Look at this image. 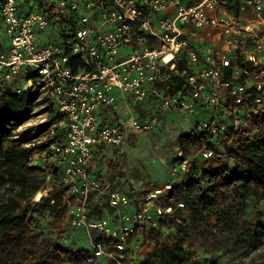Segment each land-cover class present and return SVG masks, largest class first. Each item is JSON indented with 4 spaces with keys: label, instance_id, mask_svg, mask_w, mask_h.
<instances>
[{
    "label": "built area",
    "instance_id": "built-area-1",
    "mask_svg": "<svg viewBox=\"0 0 264 264\" xmlns=\"http://www.w3.org/2000/svg\"><path fill=\"white\" fill-rule=\"evenodd\" d=\"M248 11L264 12V0H0V88L42 91L59 115L27 162L47 187H65L71 227L107 237L92 243L95 255L119 264L108 240H118L121 254L135 230L158 229L157 219L172 212L158 205L162 189L132 197L92 176L98 146L121 147L128 131L148 132L172 110L208 112L199 124L208 140L227 128L220 112L240 130L264 113V25L244 17ZM177 77L184 83L174 92ZM119 103L131 104L125 122L104 114ZM96 195L106 198L116 228L108 211L91 215Z\"/></svg>",
    "mask_w": 264,
    "mask_h": 264
},
{
    "label": "trees",
    "instance_id": "trees-1",
    "mask_svg": "<svg viewBox=\"0 0 264 264\" xmlns=\"http://www.w3.org/2000/svg\"><path fill=\"white\" fill-rule=\"evenodd\" d=\"M64 23L65 20L58 21L54 32L62 35ZM238 65L249 71L253 69L239 61ZM180 69L183 71L184 67L180 66ZM0 89V186L6 179L20 189L15 197L0 202V264H86L90 251L74 250L60 242L66 228L67 204L61 202L65 187L54 185L39 200L32 201L43 181L41 171L27 162L36 148L19 147L32 139L29 137L31 132H21L18 138L9 142L5 138L7 133L29 119L38 90L18 93L11 91L8 85ZM226 105L230 108L231 101ZM56 115L51 117V122L58 120ZM220 121L227 128L213 139L208 140L206 134L198 130L179 136L180 156L174 162L186 160L187 170L182 173L180 186L173 184L172 178L162 187L169 188L172 196L184 195L193 199L191 218L198 236L208 237V240L215 233L225 236L223 251L229 255L244 250L256 253L260 247L264 248V113L252 116L243 130L231 126L226 113L220 115ZM217 146L223 152H218ZM108 147H97L91 164L92 176H101L102 162L109 155ZM202 147L214 156L191 155L193 150ZM104 168L102 178L120 169L114 159L105 162ZM172 207L169 215L157 219L158 232L153 238H147L142 228L135 230L143 241H148L150 250L132 264H221L219 257L210 255L209 250L206 251L208 254L199 256L186 248L188 233L179 222L181 211L175 205ZM45 211L53 218L49 231L39 229L35 224ZM98 211L102 214V209ZM131 239L132 236L126 242L124 253L129 250ZM97 241L106 240L99 237ZM107 242L116 249L117 239ZM101 264L111 262L102 258Z\"/></svg>",
    "mask_w": 264,
    "mask_h": 264
},
{
    "label": "rangeland",
    "instance_id": "rangeland-1",
    "mask_svg": "<svg viewBox=\"0 0 264 264\" xmlns=\"http://www.w3.org/2000/svg\"><path fill=\"white\" fill-rule=\"evenodd\" d=\"M23 11H27L25 7H22ZM247 19H257L260 17L264 18V12L260 13L258 16L252 14L251 12H246L243 15ZM260 16V17H259ZM20 80H17L19 84ZM241 81V79H240ZM174 84H170L172 90L177 91L183 88V80L180 78H173ZM12 91L14 85L8 86ZM264 90V89H263ZM2 90L0 89V92ZM173 92V91H172ZM254 92V90H252ZM262 93V92H261ZM113 94L119 98V91L117 89L113 90ZM45 95L42 91H37L36 100L33 103V112L31 113L29 119L19 126L16 130L7 133L6 140L9 142L19 137V134L24 131H30L32 139L27 143H22L19 145L20 148H36L38 146L37 141H41L46 136V130L51 122V117L56 115L55 108L51 105V102L45 99ZM224 101L225 106L228 102ZM118 105V104H117ZM129 106V107H128ZM131 104H122L117 108L113 116L115 120L121 122L127 121L129 118ZM117 107V106H116ZM134 111L133 118L139 119L141 117L142 111L136 108ZM208 113V112H207ZM206 111L201 108H197L194 112H183L172 110L165 113H159L156 124L148 132L134 133L128 131L124 144L121 147H108V154L102 162L105 167V162L110 159H114V164L120 167L119 171L109 174L107 178L103 180L110 183L111 187L122 192L130 194L132 197L141 198L144 194L152 192L156 189H162L163 195L159 198L158 205L160 206H173L175 205L181 211V219L179 222L182 226H185V230L188 233L186 237V248L197 255L205 254L209 250V254L213 256H218L221 264H264V248L260 247L256 253L250 254L247 250L241 251L239 253H228L224 252L225 240L227 239L223 235L215 233V235L208 237H200L194 230V225L191 218V204L192 198L189 196H172L169 188L164 189L162 184L167 181L174 180L173 184L180 186L182 184L183 175L179 171V163H175L174 159L180 156V149L178 148V138L183 134H189L195 130L200 131L199 124L202 119L206 116ZM223 113L220 112V115ZM59 119V115H56ZM223 116L221 117V119ZM35 144V145H34ZM218 152H223L222 148L217 146ZM192 156H204L205 158L213 157L209 149L202 147L191 152ZM4 182V183H3ZM0 186V202L15 197L20 191L17 186L10 184L4 179ZM51 190L50 187L43 184L41 181V190L36 192L32 196V201H37L43 195ZM69 196L66 193L62 195V203L67 204V216L65 219L66 228L61 234V243L71 249H83L90 251L89 256L86 258V264H101L102 258H105L111 264H118L115 260L108 257L97 256L94 253L92 247L93 242H105L97 241L99 237H105L104 234L97 231H92L87 234L83 229L73 228L69 224V208L70 202ZM93 217H101L109 212L110 218L112 220V225L117 227V220L114 218L112 211L107 206V200L105 197L94 196L91 202ZM173 208V207H172ZM102 209V214L99 211ZM53 218L50 217L49 212L45 211L41 213L38 221L35 223L37 228L44 231H49L51 228ZM114 229V228H112ZM146 237L153 238L157 235L158 229L150 228L145 231ZM167 233V231L165 230ZM141 234H137L132 237L129 250L127 252H122L121 254L115 251L111 243H105L107 246L106 250L113 251V255L118 258L119 264H132L136 258H140L150 250L148 246V241L143 238L140 239ZM211 237H213L211 239ZM140 241V242H137ZM213 240V242H211ZM151 241V239L149 240ZM119 254V255H118ZM208 254V253H207ZM233 256L230 261L228 257ZM256 259L252 262V259Z\"/></svg>",
    "mask_w": 264,
    "mask_h": 264
},
{
    "label": "crops",
    "instance_id": "crops-1",
    "mask_svg": "<svg viewBox=\"0 0 264 264\" xmlns=\"http://www.w3.org/2000/svg\"><path fill=\"white\" fill-rule=\"evenodd\" d=\"M260 17V16H259ZM257 22H259L261 25H264V18L263 17H260L257 19ZM120 106V103L117 105V107L115 108V112L117 111V108ZM106 112V113H105ZM104 114H106V117L109 119V120H112L113 119V115H112V112L109 111V110H104ZM104 172H105V168L103 167L102 168V171L100 172V175L101 177L104 176ZM104 179V178H103Z\"/></svg>",
    "mask_w": 264,
    "mask_h": 264
}]
</instances>
